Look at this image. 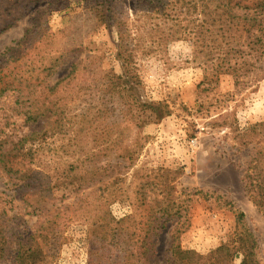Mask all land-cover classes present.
Returning a JSON list of instances; mask_svg holds the SVG:
<instances>
[{"label": "rangeland", "instance_id": "obj_1", "mask_svg": "<svg viewBox=\"0 0 264 264\" xmlns=\"http://www.w3.org/2000/svg\"><path fill=\"white\" fill-rule=\"evenodd\" d=\"M111 1L113 19L106 24L99 21L97 13L106 0H0V91L8 81H13L15 87L25 80L34 83L38 73L61 53H67V62L62 61L50 76L46 71L40 74V78L48 77V84L64 77L68 65L77 58L89 70L121 74L123 60L117 57L120 42L137 51L131 66L141 82L135 88L138 101L165 104L171 115L160 120L151 114L144 116L146 122L138 130L144 138L140 155L126 173L119 172L115 164L104 183L118 176L125 179L119 185V200L109 210L117 219L131 217L125 225L138 227L139 236H125L122 243L100 240L102 229L98 224L107 212L97 202L100 184L86 190L85 194L96 190L88 198L82 196L83 192L74 194L34 214L21 202L16 181L0 172V219L7 222V236L47 235L43 244L36 238L44 260L34 264L139 262L147 222L158 209L153 200L162 198L152 191L155 183L156 188H174L173 194L188 210L181 219L187 229L179 236L184 251L210 255L241 232L237 218L243 213L242 223L256 239L257 260L264 264V215L250 200L243 181L247 162L264 145V126L258 127L262 134L253 140L252 134L241 137L264 123V79L255 83L251 78L248 86L237 88L232 76H215L214 65L206 66L205 57L201 63L194 62L188 31L183 38L159 40L162 30L175 25L185 27L192 21V0ZM160 8L164 9L161 14L157 12ZM39 18L41 23L36 22ZM37 23L41 25L34 28ZM118 29L122 31L121 39ZM206 71L214 74L213 80H205ZM10 93L0 97V140L12 132L17 142L30 130L13 110ZM125 135L130 139L127 130ZM244 140L249 143L246 147ZM76 150L74 140L58 141L46 159L53 157V166L63 168ZM142 185L146 199H141ZM176 223L168 221L166 228L152 233L150 264H174L169 247ZM11 256L0 264H14ZM240 263L237 258L233 264Z\"/></svg>", "mask_w": 264, "mask_h": 264}, {"label": "trees", "instance_id": "obj_2", "mask_svg": "<svg viewBox=\"0 0 264 264\" xmlns=\"http://www.w3.org/2000/svg\"><path fill=\"white\" fill-rule=\"evenodd\" d=\"M97 10L100 22L107 24L113 19L111 0H106L105 5H100ZM157 12L161 14L164 9L160 8ZM39 19L36 22L41 23ZM46 24L47 21H44L43 25ZM39 25L37 23L34 28ZM186 26L175 25L168 31L162 30L159 40L183 38L188 31L187 34L192 36L194 62L201 63L205 57L206 66L214 65L215 76H232L237 88L248 86L251 78H255V83L264 79V0H192V21ZM117 31L121 39L122 31ZM118 47L117 57L123 60L121 74L101 69L89 70L86 66L82 67L83 60L77 58L68 65L64 77L48 84V77L40 78V74L45 71L47 76L53 74L68 57L67 53H61L51 58V65L38 73L34 83L25 80L15 87L13 81H8L4 82L0 91V97L11 92L13 110L21 115L23 125L30 130L17 142L13 141L12 132L0 140V172L12 182L16 181L21 202L34 214L40 213L51 202H64L74 194L83 192L82 196L88 195V198L96 190L85 194L86 190L100 184L98 190L101 194L97 202L101 209L107 211L98 224L102 229L99 237L103 243L113 240L122 243L127 239L125 236L133 239L139 236L138 227L125 225L131 217L117 219L109 210V206L119 200V185L125 179L118 176L106 184L104 182L110 177L115 164L119 172L126 173L140 155L144 138L138 130L140 124L146 122L144 116L151 114L160 120L171 115L165 104L138 101L135 88L141 82L131 66L137 51L128 49L122 42ZM233 59L236 61L233 62ZM214 74L206 71L205 80H213L211 77ZM261 126L264 123L248 129L241 137L252 134V140L257 138L262 134L257 131ZM126 130L131 135L130 139L126 138ZM68 138L75 141L77 150L63 168L54 167L56 160L52 156V159H46V155L52 153L55 143ZM247 141L243 142L245 147L249 145ZM243 181L250 200L264 215V145L258 147L247 162ZM152 186V191L157 196L161 194L162 198L153 200L158 209L147 222L140 260L132 264H150L151 235L166 228L168 221L177 222L171 231L169 247L174 264H233L237 258L241 259L240 264H260L255 253L256 239L242 223L243 213H239L237 218L241 232L210 255L203 257L194 251H184L179 236L187 229L181 219L188 210L183 209L182 202L173 194L174 188L157 187V193L155 183ZM140 189L141 199H146L144 185ZM158 219H164V222L160 224ZM181 223L183 225L179 226ZM7 228V222L0 219V261L11 255L14 264H34L36 260H44L43 249L38 247L36 238H40L43 244L47 241L45 233L26 238L15 234L7 236ZM13 237L16 240L9 241ZM13 245L16 246L14 249Z\"/></svg>", "mask_w": 264, "mask_h": 264}]
</instances>
